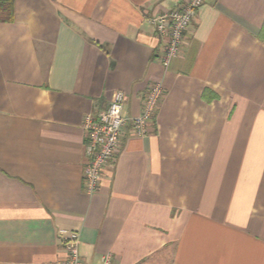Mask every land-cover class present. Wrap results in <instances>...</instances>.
<instances>
[{
    "label": "crops",
    "instance_id": "obj_1",
    "mask_svg": "<svg viewBox=\"0 0 264 264\" xmlns=\"http://www.w3.org/2000/svg\"><path fill=\"white\" fill-rule=\"evenodd\" d=\"M185 0H14L0 22V264H264V0H205L164 68L148 19ZM95 190L84 117L124 94Z\"/></svg>",
    "mask_w": 264,
    "mask_h": 264
},
{
    "label": "built area",
    "instance_id": "obj_2",
    "mask_svg": "<svg viewBox=\"0 0 264 264\" xmlns=\"http://www.w3.org/2000/svg\"><path fill=\"white\" fill-rule=\"evenodd\" d=\"M205 0H185L173 9L151 16L148 21L162 38L164 47L160 63L167 68L182 48L184 33L187 31L197 10ZM164 91L160 83L148 86L141 104V112L125 118L122 115L125 96L115 92L108 106L95 114L84 117L83 130L86 136L84 147L85 163L82 170V183L87 193H92L99 181L105 164L113 162L123 127L129 125L131 134L145 136L155 120ZM64 236V248L67 253L65 264H82L79 257V237L76 232L60 230ZM102 264H109V256L101 258Z\"/></svg>",
    "mask_w": 264,
    "mask_h": 264
},
{
    "label": "trees",
    "instance_id": "obj_3",
    "mask_svg": "<svg viewBox=\"0 0 264 264\" xmlns=\"http://www.w3.org/2000/svg\"><path fill=\"white\" fill-rule=\"evenodd\" d=\"M14 0H0V22H10L13 19Z\"/></svg>",
    "mask_w": 264,
    "mask_h": 264
}]
</instances>
